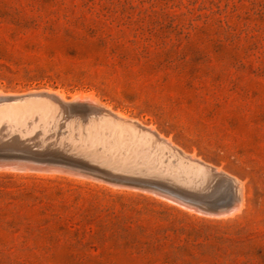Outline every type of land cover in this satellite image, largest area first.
Wrapping results in <instances>:
<instances>
[{"label":"rangeland","instance_id":"rangeland-1","mask_svg":"<svg viewBox=\"0 0 264 264\" xmlns=\"http://www.w3.org/2000/svg\"><path fill=\"white\" fill-rule=\"evenodd\" d=\"M48 89L92 93L152 126L235 176L241 204L231 209L229 181L206 189L152 140L88 133L57 109L6 128L13 150L0 160L69 159L97 174L0 169V264H264V0H0V90Z\"/></svg>","mask_w":264,"mask_h":264},{"label":"bare ground","instance_id":"bare-ground-1","mask_svg":"<svg viewBox=\"0 0 264 264\" xmlns=\"http://www.w3.org/2000/svg\"><path fill=\"white\" fill-rule=\"evenodd\" d=\"M47 91V90H46ZM48 93H53L57 99H54L49 96L45 95H40L37 93H28L24 95H17L14 97H5L7 94H3L2 91L0 90V97L4 96L5 98H0V135H2V132L6 128H15L17 131L21 130L22 128L27 127L30 125L35 120V115L39 116L40 120L43 121V123L47 120V118L51 117L52 114L56 112L58 109V114L61 115L63 118L68 119V118H75L83 122V125L85 126L87 123V126L85 127L86 131L88 133L90 132L91 128H95L96 130L103 129L104 127H108L110 129V132L114 135H116L117 138H120L123 132H126L131 139L133 140L132 143H140L141 145L145 146L144 144L149 143L150 140H152L153 145L162 150H166L170 154L174 155L180 162L181 165L184 168V171L182 173L184 174H189V178H191L193 181H209L210 183L213 184L214 180L218 176L225 175L227 176L230 181L232 182L236 195H237V200H235L232 205L231 209L237 210V207L240 206L241 201H239L238 197V184L239 182L237 179L234 177L230 176L229 174L218 170L219 167L211 166L198 158H194L193 154H186L184 151L180 149V147H177L175 144L172 143L170 138L168 137H163L161 134H158L155 132L152 126L149 125V127H146L140 123H138L136 120H133L131 118H127L126 116L122 115L120 112L115 113L114 111L107 109L101 104L96 101L95 97L92 95V93H82V92H75L73 94H70L69 98H65V94L63 91L60 90H53V89H48ZM3 94V95H2ZM15 94V93H14ZM9 96V95H8ZM3 99V100H2ZM78 100H86L94 104L90 103H83ZM64 102H71L74 103V106H84L86 108V111H77V110H70L68 106L64 104ZM98 102L99 104H96ZM51 119V118H50ZM49 119V120H50ZM39 121V120H38ZM54 121V120H53ZM65 122V121H64ZM42 123V124H43ZM47 123V121H46ZM49 123V122H48ZM51 123V121H50ZM53 123V122H52ZM61 123V122H60ZM33 124V123H32ZM38 124V122H37ZM70 124V123H69ZM44 125V124H43ZM50 125V124H49ZM65 125H68L67 123ZM79 125V124H78ZM31 126V125H30ZM35 126V125H34ZM69 126V125H68ZM81 126V125H80ZM32 127V126H31ZM44 127V126H42ZM41 127V128H42ZM70 127V126H69ZM73 129V127L71 126ZM69 128V129H71ZM28 129V128H27ZM43 129V128H42ZM45 129V128H44ZM67 129V128H66ZM30 130V129H28ZM78 130V129H76ZM75 130V131H76ZM9 131V130H8ZM74 131V130H73ZM32 132V130H31ZM80 132V131H79ZM78 132V133H79ZM15 133V132H14ZM48 133V131H47ZM81 133V132H80ZM79 133V134H80ZM93 133V132H92ZM12 134V133H11ZM25 134V133H24ZM77 134V133H76ZM10 135V134H9ZM31 135V134H30ZM78 135V134H77ZM83 135V134H82ZM18 136L19 133H18ZM28 136V135H27ZM79 136V135H78ZM90 135H88L89 137ZM93 136V135H92ZM90 136V137H92ZM96 138L97 135L95 134ZM82 137V136H81ZM94 137V136H93ZM99 137V136H98ZM5 138V137H4ZM63 138V137H62ZM75 138V137H74ZM86 138V137H85ZM95 138V137H94ZM93 138V139H94ZM37 139V138H36ZM80 139V138H79ZM89 139V138H88ZM102 139V138H101ZM76 140V139H75ZM78 140V138H77ZM95 140V139H94ZM98 140V139H97ZM100 140V139H99ZM98 140V141H99ZM72 141V140H71ZM70 141V142H71ZM82 141V139H81ZM96 141V140H95ZM103 141V139H102ZM131 142V140H129ZM91 142V141H90ZM14 143V142H13ZM66 143V141H65ZM75 143V142H73ZM72 143V144H73ZM77 143V142H76ZM83 143V142H80ZM94 143V142H91ZM99 144V142H97ZM101 143V140H100ZM128 143V142H127ZM27 144V143H26ZM31 144V143H30ZM36 144V142H35ZM89 144V143H88ZM28 145V144H27ZM126 145V143L124 144ZM30 146V145H29ZM35 146V145H34ZM71 146V145H70ZM67 144H51L49 148L55 149H60V150H65V151H70L71 147ZM75 146V145H74ZM89 146V145H88ZM113 146V145H112ZM114 146H116L114 144ZM113 146V151H115L116 147L114 148ZM121 145H118V147ZM123 146V145H122ZM149 146V145H148ZM79 147V146H78ZM111 147V146H110ZM130 147V145H129ZM30 148V147H29ZM81 148V147H80ZM79 148V149H80ZM86 147L85 149H87ZM93 148V147H91ZM139 148V147H138ZM154 148V147H153ZM157 148V149H158ZM12 149V148H11ZM18 150L21 148H17ZM44 149V147H43ZM48 149V147H47ZM84 149V148H83ZM45 150V149H44ZM49 150V149H48ZM81 150V149H80ZM88 150V149H87ZM92 150V149H91ZM109 150V147H108ZM119 150V149H116ZM148 150V149H147ZM161 150V151H162ZM110 152L112 150H109ZM119 150L118 152H120ZM154 151V150H153ZM160 151V152H161ZM13 152V151H12ZM83 152V150H82ZM85 152V151H84ZM87 152V151H86ZM117 152V151H116ZM134 152V151H133ZM152 152V150H151ZM155 152V151H154ZM115 152H113L114 154ZM153 153V152H152ZM162 153V152H161ZM112 154V153H111ZM119 154V153H118ZM131 154V153H129ZM160 154V153H159ZM25 156V159H16V160H0V169H18V170H24V171H32V170H38V171H61L60 173L64 172L70 173V175H80V176H86L88 175L81 173L86 172V173H92V174H97L95 171L87 169L85 167H79L80 165L83 166V164L71 161L69 159L61 160L62 164H55L52 162H48L47 160L49 159L48 157H41V156H36L34 154H21ZM121 155V154H120ZM155 155V154H154ZM15 156V155H14ZM77 156V155H76ZM113 156V155H112ZM125 156V155H124ZM151 156V153H150ZM148 156V157H150ZM116 157V156H115ZM126 157V156H125ZM128 157V156H127ZM136 157V156H134ZM147 157V158H148ZM158 157V156H157ZM162 157V156H161ZM164 157V156H163ZM123 158V157H122ZM143 158V157H142ZM146 158V159H147ZM127 159V158H126ZM135 159V158H134ZM161 160V159H160ZM97 162V161H96ZM145 162V161H144ZM122 163V162H121ZM155 163V162H154ZM158 163V161H157ZM132 164V163H131ZM165 164V163H163ZM157 165V164H156ZM161 165V164H160ZM133 166V165H132ZM154 166V165H153ZM167 166V165H165ZM127 167V165H126ZM131 167V166H130ZM162 167V166H161ZM130 169V168H129ZM174 169V168H173ZM221 169V168H220ZM114 170V169H111ZM133 170V169H132ZM139 170V169H138ZM160 170V169H159ZM177 170V169H176ZM178 171V170H177ZM177 171H175L177 173ZM56 172V173H57ZM172 172V171H171ZM170 172V173H171ZM63 173V174H64ZM179 173V172H178ZM163 174V173H162ZM68 175V176H70ZM74 175V176H75ZM139 175V174H138ZM174 175V174H173ZM145 176V175H144ZM91 177V176H90ZM88 177V178H90ZM94 177V176H92ZM91 177V178H92ZM150 178V176H148ZM152 177V176H151ZM157 177V176H156ZM155 177V178H156ZM147 178V175H146ZM154 178V177H153ZM94 179V178H93ZM101 180V178H99ZM98 179V180H99ZM113 181V180H112ZM101 182V181H100ZM110 182V180H109ZM115 182V181H114ZM118 182V181H117ZM184 182V181H183ZM171 183V182H170ZM169 183V184H170ZM115 184V183H114ZM173 184V183H172ZM112 185V183H111ZM117 185V184H116ZM115 185V186H116ZM113 186V185H112ZM178 187V186H177ZM240 187V186H239ZM241 188V187H240ZM145 190V189H144ZM148 190V188H147ZM153 191L156 194L159 193L161 195L167 196V198L173 199L176 203L183 204L185 206H188L186 203L180 201L179 199L165 193H161L160 190H154V189H149V191ZM143 191V189H142ZM241 191V190H240ZM239 191V192H240ZM141 192V191H140ZM145 193V192H144ZM150 193V192H149ZM153 194V193H152ZM151 194V195H152ZM240 194V193H239ZM241 195V194H240ZM162 197V196H161ZM168 198V199H169ZM227 198V197H226ZM195 199V198H194ZM175 204V203H174ZM181 206V205H180ZM193 207V206H191ZM196 207V206H195ZM197 208V207H196ZM200 210V208H199ZM202 210V208H201ZM203 211V210H202ZM195 213V212H194ZM231 213V211L229 212ZM236 213V211H234ZM221 214V213H220ZM227 214V213H226ZM233 214V213H232ZM223 215V214H222ZM221 215V216H222ZM218 218V217H217Z\"/></svg>","mask_w":264,"mask_h":264},{"label":"water","instance_id":"water-1","mask_svg":"<svg viewBox=\"0 0 264 264\" xmlns=\"http://www.w3.org/2000/svg\"><path fill=\"white\" fill-rule=\"evenodd\" d=\"M33 93H37V94H40V95H45V96H49V97H52V98H54V99H57V97L53 94V93H48L46 90H34V92ZM64 104L66 105V106H68V108L70 109V110H77V111H86V108L84 107V106H74V103H71V102H64ZM13 146H10V145H5V143H0V149H5V150H9V148H12ZM13 150V149H12ZM218 177H222L224 180H226V181H229V187H228V190H227V194H228V199L230 200L229 202L231 203V202H234L235 200H237V195H236V192H235V189H234V186H233V184H232V182L230 181V179L227 177V176H225V175H220V176H218ZM217 177V178H218ZM141 179H144V181H146L147 183L148 182H151V183H153V181H155V180H159V181H163V182H167L166 180H164V179H160V178H142V177H140ZM148 179V180H147ZM215 181V180H214ZM167 183H169V182H167ZM172 184V183H171ZM174 185H177V184H174ZM211 185H212V183L211 184H209L207 187H206V189L207 188H209V187H211ZM177 186H180V185H177ZM181 187H183V186H181ZM185 189H187V190H196V189H190V188H186V187H184Z\"/></svg>","mask_w":264,"mask_h":264}]
</instances>
